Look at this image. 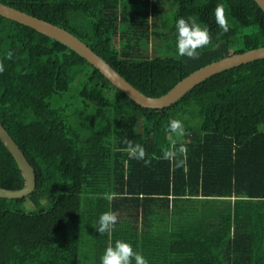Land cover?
I'll list each match as a JSON object with an SVG mask.
<instances>
[{"label": "trees", "instance_id": "16d2710c", "mask_svg": "<svg viewBox=\"0 0 264 264\" xmlns=\"http://www.w3.org/2000/svg\"><path fill=\"white\" fill-rule=\"evenodd\" d=\"M0 3L76 36L149 98L214 62L264 48V11L254 0ZM181 17L211 33L199 59L177 53ZM152 39L160 55L150 54ZM0 61V127L36 178L28 196L0 198V264H101L117 240L149 264H264V60L220 72L164 109L141 107L63 43L2 16ZM71 91L77 117L57 105ZM172 119L182 121V138L167 131ZM125 139L146 149L148 166L128 158ZM173 141L188 149L179 167L162 159ZM25 186L0 140V189ZM106 211L118 222L101 235Z\"/></svg>", "mask_w": 264, "mask_h": 264}, {"label": "water", "instance_id": "95a60500", "mask_svg": "<svg viewBox=\"0 0 264 264\" xmlns=\"http://www.w3.org/2000/svg\"><path fill=\"white\" fill-rule=\"evenodd\" d=\"M254 1L264 11V0ZM0 16L28 26L63 43L64 45L78 53L80 56H82L84 59H86L92 66L99 70L105 78H107L115 87L121 90L136 104L147 109H164L170 107L185 94H187L190 90H192L195 86L207 80L208 78L220 72L246 63L264 60V48L250 50L241 54L231 55L190 74L181 82H179L166 95L158 98H149L144 96L134 86L128 83L116 70H114L108 63H106L101 57H99L85 43H83L68 31L62 29L61 27L33 17L1 3ZM0 140L14 156L21 169L23 170L26 178V186L23 189L15 191L0 189V198L19 199L26 197L35 189L36 186L34 169L29 164L19 146L4 130L3 132L0 131Z\"/></svg>", "mask_w": 264, "mask_h": 264}, {"label": "clouds", "instance_id": "9594fccd", "mask_svg": "<svg viewBox=\"0 0 264 264\" xmlns=\"http://www.w3.org/2000/svg\"><path fill=\"white\" fill-rule=\"evenodd\" d=\"M214 20L218 28L221 30V34H225L229 31V22L226 15V11L223 4H217L214 9ZM176 48L177 53L181 57H187L191 60L199 59L200 49L207 47L212 42V36L208 27H201L194 20L185 19L183 17L176 21ZM14 56V52L8 51L6 59L11 60ZM5 66L0 61V74L4 73ZM167 131L174 134L176 138H182L185 135V128L182 121L172 119L168 122ZM124 151H126L128 158L135 159L137 161H143L145 166L151 163V160L147 158L146 149L138 143H134L132 140H124ZM187 146L180 144L176 146V142L173 141V146L164 148L162 150V159L169 161L174 166H182L184 164L183 157L187 154ZM103 198L109 203L114 198V193H104ZM118 222V216L112 211H106L102 213L98 219L96 231L103 235L105 233H111ZM101 264H149L148 260L139 252L133 250V247L124 241L117 240L114 246H109L104 251L101 257Z\"/></svg>", "mask_w": 264, "mask_h": 264}, {"label": "rangeland", "instance_id": "374dc122", "mask_svg": "<svg viewBox=\"0 0 264 264\" xmlns=\"http://www.w3.org/2000/svg\"><path fill=\"white\" fill-rule=\"evenodd\" d=\"M159 44L157 43V41H155L154 39H152L151 41V50H150V54L151 55H160L161 51L159 48ZM52 102H54V100H52ZM77 102V98L74 92H69L68 94H66L64 100H62L61 102H59L57 105L58 106H68L67 109L70 112V114L74 117H77L79 115V108H78V103ZM84 263V262H83Z\"/></svg>", "mask_w": 264, "mask_h": 264}, {"label": "bare ground", "instance_id": "6f19581e", "mask_svg": "<svg viewBox=\"0 0 264 264\" xmlns=\"http://www.w3.org/2000/svg\"><path fill=\"white\" fill-rule=\"evenodd\" d=\"M0 131H2V132H3V130L1 129V127H0Z\"/></svg>", "mask_w": 264, "mask_h": 264}]
</instances>
